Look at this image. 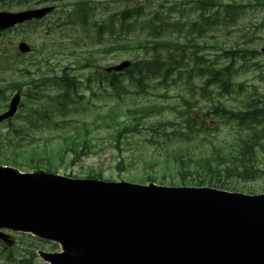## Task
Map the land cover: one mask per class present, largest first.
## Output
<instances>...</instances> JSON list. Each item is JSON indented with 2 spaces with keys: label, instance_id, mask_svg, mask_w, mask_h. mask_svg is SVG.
<instances>
[{
  "label": "trees",
  "instance_id": "1",
  "mask_svg": "<svg viewBox=\"0 0 264 264\" xmlns=\"http://www.w3.org/2000/svg\"><path fill=\"white\" fill-rule=\"evenodd\" d=\"M39 1L55 0H0V8L31 7ZM70 4L72 6L70 12L80 18V23L86 24L87 12L93 7L90 1L73 0ZM187 7L189 8L186 9ZM166 8L178 9V16L171 22L164 20L162 5L154 7L147 1L141 3L137 1L136 6L126 7L108 18V33L113 37V41L107 47L112 51L123 49L142 52V56L134 58L131 66L123 72L96 71L93 74L92 82L109 91L107 97L120 102L118 109L124 118L117 121L116 146L120 137L138 133L142 128L163 133L162 141L148 139L147 144L155 150L164 151L163 157L170 170L169 180L165 176L149 174L139 179L143 183L152 181L173 185L175 178L180 185H206L245 193H256V190L260 189L264 192V92H259L253 85L246 87L244 82L235 81V77L244 70L247 61L259 52L252 47H226L218 42L210 44L205 40L208 33L220 25L235 24L244 5L236 1L225 3L220 0H179ZM192 12H197L196 18H187ZM116 15L118 22L114 21ZM41 22L42 20L31 21L27 24L39 25ZM137 25L141 32H123L124 29L136 31ZM98 28L103 27L98 25ZM145 28L147 32H142ZM172 29L181 32L182 39L172 37V34L176 33L171 32ZM96 33L102 34V32ZM115 36L124 38L119 42ZM43 49L42 46L40 49L34 46L30 55L42 52ZM211 50L215 53L211 54L209 52ZM89 61L88 58L86 62ZM240 61L241 64L238 65ZM89 65L87 63L83 66ZM77 67L82 66L77 65ZM68 69L72 68L64 66L60 73L49 78L33 72V75L37 76L34 78L31 70L24 66L18 70V79L11 81L10 85L17 86L24 78L28 82L25 83L28 89L22 92V95L34 102L43 95L54 96L45 92L46 88H42L47 85L45 80L52 79L59 91L63 92L62 100L58 99L54 104L61 106L65 100L74 103L78 99L77 79L68 72ZM124 79L127 82H124ZM86 81L90 83L91 78H87ZM152 82L166 88L173 85L180 86L182 82L185 90H192L194 86H198L201 95L207 97L208 104L199 105L194 110L191 101L181 94L176 103L167 106L157 100L121 103L124 99L122 92L128 91V88L139 89ZM147 93V89L137 91V94H142L143 99L146 98L144 94ZM161 97L165 96H156V98ZM53 99L55 100L56 97ZM166 112L171 114V118L162 116ZM34 118L40 125L49 122L51 115L47 109H44ZM150 118L154 120L145 125V121ZM28 122L29 125L25 123L19 126H7L8 134H13L20 140L35 137L40 126H34L31 120ZM80 128V126L75 128L76 134L73 132L64 134L56 149L46 148L44 154L47 158L53 157L55 152L61 159L69 157V154L70 163L74 164L86 155L89 152L87 129L84 126L85 130L79 133ZM0 164L11 165L24 171L44 167V164L39 162L25 164L9 158H0ZM118 164L120 170L124 168L123 158L117 161ZM46 170L50 171L51 168L47 167ZM85 176L101 179V174L97 172H88ZM257 181H263V185L259 188L252 185ZM17 236L19 241L14 249L6 250L4 247L0 251V255H4L6 261L17 260V264H34L37 259L36 251L42 248L43 244H48L51 250L58 248L55 243L40 240L29 234H17ZM24 236L31 237L33 241L23 242Z\"/></svg>",
  "mask_w": 264,
  "mask_h": 264
},
{
  "label": "water",
  "instance_id": "2",
  "mask_svg": "<svg viewBox=\"0 0 264 264\" xmlns=\"http://www.w3.org/2000/svg\"><path fill=\"white\" fill-rule=\"evenodd\" d=\"M53 8L0 11V30L41 19ZM17 47L30 51L23 41ZM19 100L16 93L0 122L15 113ZM9 232L59 244L61 251H38L49 264H264V193L71 178L0 165V240L6 245L13 243Z\"/></svg>",
  "mask_w": 264,
  "mask_h": 264
},
{
  "label": "rangeland",
  "instance_id": "3",
  "mask_svg": "<svg viewBox=\"0 0 264 264\" xmlns=\"http://www.w3.org/2000/svg\"><path fill=\"white\" fill-rule=\"evenodd\" d=\"M71 1L73 0L56 1V11L39 25L19 24L0 33V113L7 109L8 102L17 91L21 94L20 104H22L19 105L12 118L0 122V158L16 159L18 162L25 164L39 162L44 164V167L40 168L41 170L79 178L86 177L85 174L88 172H97L101 174V179L104 181H127L142 184L143 182H140L139 179L149 174H156L159 177L165 176L169 180L170 170L167 168L163 157L165 156L164 151L155 150L154 147L147 144L148 139L162 141L164 139L163 133H156L151 129L142 128L138 133H130L120 137L118 146H116L117 121L124 118L122 112L118 109L120 102L107 97L109 91L103 89V86L92 82V80L96 71L103 72L107 66L117 64L122 60L133 61L134 58L142 56V52H139V50L115 49L112 51L107 47L113 41V37L108 33V18L126 7L136 6L137 1L140 3L147 1L154 7L162 5L164 20L171 22L178 16V9L167 10L166 7L169 4L174 5L179 0H167V3L166 0H89L93 7L87 12L86 24L80 23V18L75 17L70 12ZM220 1L225 3L240 2L244 5L243 11L235 24L220 25L209 32L205 40L210 44L218 42L226 47L256 48L259 52L258 55L247 61L244 70L235 77V81L244 82L246 87L253 85L259 92H264V51L262 50L264 46V0ZM39 2L35 5L32 4L31 7L48 4ZM24 8L26 7L6 6L0 8V10L18 11ZM196 16L197 12H192L187 18L194 19ZM116 18L117 15L114 21L118 22ZM106 24H108L107 27H105ZM98 25H102L103 28H98ZM96 32H102V34L98 35ZM123 32L141 31L139 25H137L136 31L124 29ZM142 32H147V28ZM171 32H176L172 34V37L182 39L181 32L179 33L173 29ZM194 35L197 34L194 33ZM115 37L119 42L124 38L123 36L121 38ZM19 41H24L37 49L42 46L44 49L42 52H35L32 55L29 53L21 54L17 50ZM209 52L211 54L215 53L213 50ZM88 58L90 61L86 62ZM87 63L90 64L88 67L83 66ZM240 64L241 61L238 62V65ZM77 65L82 67L78 68ZM24 66L31 70V75L34 72L41 77L48 76L47 78L60 73L64 66H69L72 69H68V72L77 79V101L70 103V101L65 100L62 102L63 105H55L54 103L58 99L62 100L63 92L59 91L52 79L45 80L47 85L42 88H46L44 89L45 92L54 94V96L43 95L38 101H30L25 95H22V92L28 89L25 86V83L28 82L24 78L17 86L10 85L11 81L18 79V70H21ZM259 67L261 68L259 69ZM34 78H37V76H34ZM87 78H91L90 83H87ZM124 82H127V80L124 79ZM143 89L148 90V93L144 94L145 99H143L142 94H137V91ZM180 94L191 101L194 110L199 105L208 104L207 97L201 95L198 86H194L192 90H185L182 82L180 86L173 85L167 88L159 86L155 82L146 84L139 89L128 88V91L122 92L124 99L121 103L129 104L132 101L157 100L167 106L176 103ZM157 95H164L165 97L156 98ZM53 97H56V99L54 100ZM44 109H47L50 113L51 120L39 125L34 116ZM162 116L171 118V114L168 112ZM29 120L33 122L34 126H40V129H37L35 133V137L20 140L17 136L8 134L9 128L7 126H19L25 123L29 125ZM152 120L154 118L145 121V125ZM79 126L81 127L79 133L87 129L86 139L89 152L75 161L74 164L70 163L71 155L69 154V157L61 159L55 152L53 157L48 159L44 154V150L46 148L56 149L60 145L63 135L70 132L76 134L75 128ZM84 126H86L85 129H83ZM167 131L169 132V129ZM38 157L39 159H37ZM120 158H123L124 161V168L121 170L119 169L120 165H117ZM47 167H50L51 170H46ZM155 183L166 186L180 185L175 178L173 185L167 182ZM252 185L259 188L263 185V181L254 182ZM258 193L264 192L257 189L255 194ZM10 237L13 240L10 245H6L0 240V251L4 247L9 250L17 246L19 236L11 233ZM22 240L23 242L33 241L31 237L27 236L22 237ZM59 248L51 250L48 244H43L42 248L36 251L37 259L34 264H49L39 257V250L54 252L59 251ZM0 264H17V260L15 262L6 261L4 255H0Z\"/></svg>",
  "mask_w": 264,
  "mask_h": 264
}]
</instances>
